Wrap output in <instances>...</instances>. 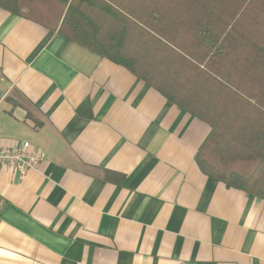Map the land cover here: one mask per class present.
I'll list each match as a JSON object with an SVG mask.
<instances>
[{
	"label": "crops",
	"instance_id": "obj_1",
	"mask_svg": "<svg viewBox=\"0 0 264 264\" xmlns=\"http://www.w3.org/2000/svg\"><path fill=\"white\" fill-rule=\"evenodd\" d=\"M208 126L125 68L0 8V264H264V200L205 176Z\"/></svg>",
	"mask_w": 264,
	"mask_h": 264
},
{
	"label": "trees",
	"instance_id": "obj_2",
	"mask_svg": "<svg viewBox=\"0 0 264 264\" xmlns=\"http://www.w3.org/2000/svg\"><path fill=\"white\" fill-rule=\"evenodd\" d=\"M0 8L125 68L205 123L200 171L264 200V0H0Z\"/></svg>",
	"mask_w": 264,
	"mask_h": 264
},
{
	"label": "built area",
	"instance_id": "obj_3",
	"mask_svg": "<svg viewBox=\"0 0 264 264\" xmlns=\"http://www.w3.org/2000/svg\"><path fill=\"white\" fill-rule=\"evenodd\" d=\"M44 159V152L33 149L27 141H17L10 146H0V169L10 168L20 177L36 170Z\"/></svg>",
	"mask_w": 264,
	"mask_h": 264
},
{
	"label": "rangeland",
	"instance_id": "obj_4",
	"mask_svg": "<svg viewBox=\"0 0 264 264\" xmlns=\"http://www.w3.org/2000/svg\"><path fill=\"white\" fill-rule=\"evenodd\" d=\"M128 46L130 47V53H132V55L138 53V50H139V45L138 44H135L133 41H130V43L128 44ZM247 170H249V169H247ZM247 170L245 171L246 173H248Z\"/></svg>",
	"mask_w": 264,
	"mask_h": 264
}]
</instances>
